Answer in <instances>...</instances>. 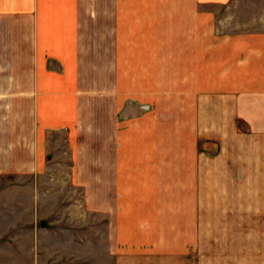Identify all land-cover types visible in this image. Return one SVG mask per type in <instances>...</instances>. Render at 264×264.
Returning a JSON list of instances; mask_svg holds the SVG:
<instances>
[{
    "label": "crops",
    "instance_id": "1",
    "mask_svg": "<svg viewBox=\"0 0 264 264\" xmlns=\"http://www.w3.org/2000/svg\"><path fill=\"white\" fill-rule=\"evenodd\" d=\"M228 1L0 0V264H264V31L196 11Z\"/></svg>",
    "mask_w": 264,
    "mask_h": 264
},
{
    "label": "rangeland",
    "instance_id": "2",
    "mask_svg": "<svg viewBox=\"0 0 264 264\" xmlns=\"http://www.w3.org/2000/svg\"><path fill=\"white\" fill-rule=\"evenodd\" d=\"M197 9L196 11H209L206 10L208 7H211L210 11H217L214 15L218 17V22L216 24H212V29L214 31H243V32H255V31H264V0H229L228 3L225 5H219V6H208L206 4H196ZM200 17V15H199ZM200 22V19H199ZM219 23V24H218ZM3 201L8 202L9 201V195L8 193H4L3 195ZM58 204L57 200L49 202L50 206L51 204ZM9 207V206H8ZM38 211V215H35L34 218V226L38 227L40 224V221H44V217L42 215L41 210H36ZM86 225L90 224L89 218L86 220ZM45 222V221H44ZM71 224H75L72 222ZM205 228V227H204ZM203 226L200 227V240H205L207 239V236H210V240L212 241H218V227L216 225H213L211 227H208V231L206 232ZM72 233H67L66 235L69 236ZM76 235V234H72ZM46 241V239L40 237V246L42 245L43 241ZM52 243H55V245L52 244L51 248V254L52 258H58V254L64 253L66 249L70 248L72 251H75L74 247L71 245H63V248H59L58 241H59V236L58 234L52 235ZM48 243V242H47ZM86 253L89 252L90 249L88 248H82L78 250V253ZM208 250H210L211 253H216L217 248L214 246L211 247V249L206 248L203 251L207 252V257L208 255ZM101 249L99 250V259H100V264L101 261H106L104 259V256L101 258ZM56 253V256H55ZM58 253V254H57ZM41 256V253H40ZM216 256V255H215ZM215 256H211V261H215L216 258ZM202 258V257H201ZM200 258V259H201ZM103 259V260H102ZM84 262V261H83ZM217 263V261H215ZM71 262L67 263L70 264ZM58 264V263H56ZM71 264H75L74 262ZM212 264V263H211Z\"/></svg>",
    "mask_w": 264,
    "mask_h": 264
}]
</instances>
